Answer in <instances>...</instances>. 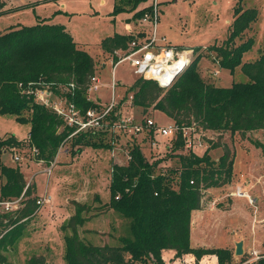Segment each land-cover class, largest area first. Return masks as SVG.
I'll return each instance as SVG.
<instances>
[{
    "label": "trees",
    "instance_id": "1",
    "mask_svg": "<svg viewBox=\"0 0 264 264\" xmlns=\"http://www.w3.org/2000/svg\"><path fill=\"white\" fill-rule=\"evenodd\" d=\"M137 4L138 1L132 11ZM125 5L117 2L116 13L123 11ZM150 10L146 7L135 18ZM258 18V10L239 5L228 39L222 46L210 48L216 54L215 63L231 74L240 68L247 78L245 82L234 83L230 88L206 83L198 69L203 54H197L200 49L196 48L197 56L169 87L138 78L129 88L134 106L143 108L145 113L151 108L161 112L181 130L175 138L174 152L184 150L182 130L191 127L221 135L244 136L264 131V51L256 61L243 62L255 44L254 39L243 41L244 35ZM134 39L132 34H115L102 40L100 46L114 57L116 64V52H128ZM97 71L95 59L78 46L63 25L39 20L32 27L20 25L0 32V115L13 116L31 126L29 146L36 151V161L53 165L61 146L74 132L53 109L37 102L36 93L49 91L83 113L100 110L88 98L90 82ZM81 136L79 143L84 135ZM4 144L6 141L0 140V203L22 198L20 209L0 214V264H9L2 253L23 236L40 206L37 186L29 185L19 168L9 167L1 160ZM9 144L15 149L22 146L15 138ZM219 148L224 154L216 164L209 153ZM143 152L140 146H131V160L126 166H113L110 185V207L130 219L131 238H123L119 246L85 243L79 229L87 209L76 204V213L68 223L70 234L65 236L67 264H168L163 258L167 250L175 251L176 258L193 255L200 261L214 255L218 264H233L234 254L229 249L192 247L191 229L193 212L203 209L204 192L231 183L234 152L215 142L201 157L193 152L171 154V159L179 161L174 167L166 166L162 159L151 161ZM161 164L165 166L158 171ZM249 259L245 254L241 263ZM30 264H44V259H31ZM255 264H264V254Z\"/></svg>",
    "mask_w": 264,
    "mask_h": 264
},
{
    "label": "rangeland",
    "instance_id": "2",
    "mask_svg": "<svg viewBox=\"0 0 264 264\" xmlns=\"http://www.w3.org/2000/svg\"><path fill=\"white\" fill-rule=\"evenodd\" d=\"M137 1V9L132 11V6ZM117 2L127 4L119 13L115 10ZM157 2L158 38L160 40L165 38L166 44L172 47L192 51L188 56L189 64L197 54H203L198 69L206 83L230 88L234 83L247 80L240 68L235 74H231L215 63L216 54L211 52L210 48L220 47L228 39L235 10L239 5L243 9H256L259 12L258 21L246 32L243 40L254 39L255 44L244 55L243 62L256 61L264 51V0H157ZM153 3L154 0H4L0 4V14L7 13L0 15V32L20 25L32 27L37 25L39 20L65 26L78 46L87 51L98 65L96 75L101 80V87L98 92L88 94V98L98 104L101 110L107 108L113 99L114 60L111 55L103 52L100 44L102 40L115 34H132L136 39L144 40L145 32L150 33L151 27L149 24L141 23V18L136 19L135 15ZM240 43L238 40L237 44ZM196 48L200 49L197 54L194 51ZM115 76L117 84L114 93L118 103L116 110L121 111V118L133 117L138 121L152 119L158 126L164 127L174 124L159 111L151 108L145 113L143 108L132 105L129 88L138 76L135 75L134 66L129 61L122 62L116 67ZM125 98L128 100L123 103ZM30 130V125L18 122L15 117L0 115V140L6 141L1 147V151L5 153L1 155V160L9 167L19 168L28 184L37 186L38 199L51 196L50 202L40 206L38 215L28 223L23 236L7 252L2 253L9 264H30V260L34 258L44 259V264H67L65 236L70 234L68 223L76 213V204H81L87 209L83 213V225L79 229L80 237L85 243L94 246H119L123 238H131L130 219L110 207V185L113 166H126L129 163L130 160L125 159L133 145L140 146L149 160L162 159L163 163L170 167L179 162L171 159V154L186 155L193 152L201 157L212 143L221 142L227 145L235 154L233 178L236 186L228 189V192H221L223 194L238 192L239 186L252 182L251 168L259 166L258 171L264 175V131L249 132L242 136L231 133L221 135L196 128L194 132L196 135L193 133L189 138L194 135L193 141L197 142L200 139L202 147L190 150L185 145L184 150L174 152L176 140L155 132L132 135L120 130L114 132L92 130L68 139L64 146L67 149L66 154L59 156L58 152L57 164L48 166L44 162L36 161L35 150L29 146ZM81 135L84 136L79 143ZM12 138L21 142L22 146L16 149L12 147L9 144ZM153 142H156V146H153ZM115 148L120 149L117 154V160L121 161L119 164L114 163ZM209 154L217 164L224 151L219 148L210 151ZM119 156L124 160L119 159ZM15 157L20 160L15 161ZM164 164L157 170L165 166ZM51 167L52 173L49 175L48 170ZM166 169L167 167L163 168ZM260 183L264 184V178ZM203 198L204 205L208 208L215 196L207 192ZM244 200L248 202L247 199ZM260 202L264 205V195L260 197ZM223 206L217 204L218 209H223ZM254 209L255 206L249 204L244 207V210L250 213ZM4 213L0 208V214ZM233 221L234 224L237 223L236 219ZM231 251L234 254V246ZM241 258L234 256L233 264H255L259 260L241 263Z\"/></svg>",
    "mask_w": 264,
    "mask_h": 264
},
{
    "label": "built area",
    "instance_id": "3",
    "mask_svg": "<svg viewBox=\"0 0 264 264\" xmlns=\"http://www.w3.org/2000/svg\"><path fill=\"white\" fill-rule=\"evenodd\" d=\"M149 7H151V10L144 13L140 22L143 24H149L151 32H145L146 35L144 36V40L135 38L131 43L128 52L119 51L115 54L119 60L118 63L113 64V99L107 108L101 110L90 109L86 113H83L81 110L77 109L73 103H67L63 98H57L49 91H38L36 93V100L39 104L53 109L57 114L64 118L68 127L74 129V132L68 139L73 138L82 132L99 129L111 132L120 130L132 135L155 132L163 137H173L174 139L178 135V132L181 131L175 124L167 127L158 126L152 119L138 121L133 117L122 116L123 118H121V111L116 110L118 103L114 93L117 84L115 71L116 67L122 62L129 61L134 66V73L138 78L155 81L161 87L162 84L168 85L169 87L177 76H179L190 65L188 56L192 54V51L172 47L166 44L167 41L165 38L162 40L158 38L159 7L157 0H154V3ZM120 53H123L124 55H120ZM100 87L101 80L95 75L91 79L88 94L98 92ZM52 99H55V101ZM195 129V127H191L182 130L183 138L186 142V148L190 150L202 147L200 139L195 142V140L193 141L194 135L193 137H190L191 139L189 138V135L193 134ZM194 134L196 135V133ZM65 143L61 146L60 150L65 148ZM152 144L153 146H156V142H153ZM127 158L128 160H131L129 154L127 155ZM19 160L18 157H15V161ZM52 167L48 170L49 175L52 173ZM237 195L242 197L244 196V193L238 192ZM50 199L51 196L43 197L42 199H38L37 204L42 206L43 204L50 202ZM21 201L22 198L14 201L1 202L0 208H2L5 213H14L20 209ZM257 259H260V256Z\"/></svg>",
    "mask_w": 264,
    "mask_h": 264
},
{
    "label": "crops",
    "instance_id": "4",
    "mask_svg": "<svg viewBox=\"0 0 264 264\" xmlns=\"http://www.w3.org/2000/svg\"><path fill=\"white\" fill-rule=\"evenodd\" d=\"M119 150L113 149V153L115 152L113 155L114 163L117 164L121 162L117 160ZM66 152V148L60 150L59 156L66 154ZM59 156L56 158L53 166L57 164ZM119 159L124 160L120 156ZM125 160H128V158ZM258 167L251 168L250 175L252 182L244 184L242 187L239 186L238 192L244 193L242 197L237 195L238 192L232 191L229 194L227 193L228 189L236 186L234 178L232 183L225 187L209 189L204 192L215 196V199L207 208L204 205L203 198V209L195 211L192 214V247L232 250V246H234L236 250V244L243 242L245 254L250 256L249 261H254L264 254V205H261L260 202V197L264 195V184L260 183V180L264 178V175L258 171L260 169ZM223 191H227L226 194L221 193ZM244 199H247L248 202ZM246 203L255 206L256 209L251 213L245 211L244 207H247ZM217 204L224 205L223 209H218ZM235 219L237 223L234 224L233 220ZM234 256H236L235 252ZM163 258L168 264H218V258L214 255L205 256L200 261H197L193 255L176 258V252L173 250L164 251Z\"/></svg>",
    "mask_w": 264,
    "mask_h": 264
},
{
    "label": "water",
    "instance_id": "5",
    "mask_svg": "<svg viewBox=\"0 0 264 264\" xmlns=\"http://www.w3.org/2000/svg\"><path fill=\"white\" fill-rule=\"evenodd\" d=\"M162 87L166 88V87H168V85L162 84ZM235 255L237 257H243L245 255L244 243L243 242H238L236 244Z\"/></svg>",
    "mask_w": 264,
    "mask_h": 264
}]
</instances>
